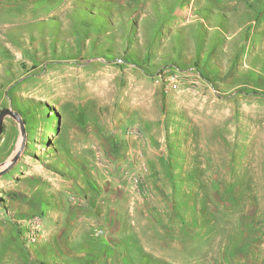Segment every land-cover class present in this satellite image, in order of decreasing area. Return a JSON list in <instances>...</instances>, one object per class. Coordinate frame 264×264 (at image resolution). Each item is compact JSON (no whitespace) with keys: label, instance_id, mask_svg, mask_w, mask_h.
Wrapping results in <instances>:
<instances>
[{"label":"rangeland","instance_id":"obj_1","mask_svg":"<svg viewBox=\"0 0 264 264\" xmlns=\"http://www.w3.org/2000/svg\"><path fill=\"white\" fill-rule=\"evenodd\" d=\"M149 1L0 0V264H264V0Z\"/></svg>","mask_w":264,"mask_h":264},{"label":"crops","instance_id":"obj_2","mask_svg":"<svg viewBox=\"0 0 264 264\" xmlns=\"http://www.w3.org/2000/svg\"><path fill=\"white\" fill-rule=\"evenodd\" d=\"M197 1L200 2L199 0H196V2ZM202 1H203V4H204L203 9L205 10V11L202 12V14L203 15H207V18H208L209 22H211L212 20L209 19V16H213V18H214L219 13L217 11L218 9L213 8L212 5L218 3L217 7L218 8H222V0H202ZM143 3L150 4V1L149 0H146V1L142 0L141 4H143ZM171 3L172 4H171L170 12H172L175 15L176 23H181L180 20L186 19L187 17L191 18V12H193V7L191 9V0H171ZM154 10L156 11V9H154ZM213 10H215V11H213ZM142 11L144 12L145 15L150 14V13L153 12L152 8L149 7V5ZM192 16H193V14H192Z\"/></svg>","mask_w":264,"mask_h":264},{"label":"water","instance_id":"obj_3","mask_svg":"<svg viewBox=\"0 0 264 264\" xmlns=\"http://www.w3.org/2000/svg\"><path fill=\"white\" fill-rule=\"evenodd\" d=\"M7 116L12 117L19 123L21 136L13 154L0 166V176L8 172L16 164L25 147L27 137L26 125L21 112L12 108L0 111V137L4 129V119Z\"/></svg>","mask_w":264,"mask_h":264},{"label":"built area","instance_id":"obj_4","mask_svg":"<svg viewBox=\"0 0 264 264\" xmlns=\"http://www.w3.org/2000/svg\"><path fill=\"white\" fill-rule=\"evenodd\" d=\"M95 233H96V235H98V234H100V231H96Z\"/></svg>","mask_w":264,"mask_h":264},{"label":"bare ground","instance_id":"obj_5","mask_svg":"<svg viewBox=\"0 0 264 264\" xmlns=\"http://www.w3.org/2000/svg\"><path fill=\"white\" fill-rule=\"evenodd\" d=\"M40 170V169H39ZM43 177H45V176H43ZM50 178V177H49ZM6 179V178H5ZM48 180V179H47ZM59 186V185H58ZM54 190H57V189H54Z\"/></svg>","mask_w":264,"mask_h":264}]
</instances>
